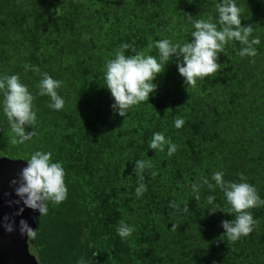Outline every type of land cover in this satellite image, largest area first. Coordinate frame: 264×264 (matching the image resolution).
<instances>
[{
	"label": "trees",
	"instance_id": "obj_1",
	"mask_svg": "<svg viewBox=\"0 0 264 264\" xmlns=\"http://www.w3.org/2000/svg\"><path fill=\"white\" fill-rule=\"evenodd\" d=\"M217 2L0 0V76L19 74L36 97L37 112L36 135L12 145L0 106V156L26 159L34 151H50L66 170V201L49 203L45 216L38 213L36 238L26 239L38 264H77L81 258L85 264H264V207L252 209L258 227L228 244L221 239V221L233 217L210 214L206 203L213 195L224 206L223 194L204 187L197 201L190 187L201 172L210 177L223 171L225 180L237 182L244 173L264 199V0H235L243 9L242 23L251 24L260 39L256 57L242 59L241 45L229 44L227 55H219V73L188 90L173 58L154 81L158 87L149 102L126 117L114 112L103 85L105 59L120 45L139 51L149 38L190 40L192 20H216ZM25 64L63 81L62 111L38 95L41 76L26 72ZM176 117L185 121L180 129ZM158 131L178 146L171 158L166 150L149 148ZM137 159L155 166L145 172L147 191L139 199ZM172 201L181 209L188 201L189 211L170 208ZM121 220L135 227L127 240L116 233Z\"/></svg>",
	"mask_w": 264,
	"mask_h": 264
},
{
	"label": "clouds",
	"instance_id": "obj_2",
	"mask_svg": "<svg viewBox=\"0 0 264 264\" xmlns=\"http://www.w3.org/2000/svg\"><path fill=\"white\" fill-rule=\"evenodd\" d=\"M217 19L211 15L207 18L192 20L193 30L190 40L184 42H173L164 38L152 40L145 49L137 51L134 45L124 43L116 48L111 58H106L103 66V85L110 91L114 100L112 109L122 117H126L129 110L138 107L141 103L149 102L150 94L156 92L157 84L154 83L157 76L165 70L166 64L175 58L178 72L184 80L188 89H195L198 81L205 78H214L221 70L218 62L219 55H227L226 48L229 44L239 43L241 47L237 51L240 58L256 57L258 51L256 45L260 44L258 36L253 35L251 24L242 23L243 9L237 6L235 0H218L215 5ZM189 15V19H191ZM87 38V37H86ZM132 54L126 55L128 50ZM153 49L156 55H152ZM255 63V60H251ZM25 71H33L41 76L38 81V95L48 96L50 102L48 107L55 111H62L65 100L58 93L63 81L54 79L49 73L41 72L35 65L25 64ZM0 106L11 129L10 143L22 145L36 135L37 112L35 110L36 97L29 90L28 85L21 82L19 74H3L0 76ZM185 121L182 117L174 118V126L180 129ZM31 127L32 131H27ZM149 148L155 153L167 152L171 158L178 150V146L171 138L166 137L163 132H154L149 142ZM25 160L26 166L22 167L17 177L10 181L14 185L17 197L11 203L23 204L33 211L39 212V217L48 213L49 203L58 206L68 197L66 183V170L62 162L53 161L50 151L37 150L30 154ZM151 160H134L133 172L137 176L138 186L135 188L137 199L141 198L147 191L143 182L145 172L154 169ZM151 177L155 178L158 172L152 170ZM223 171H215L210 177L201 172L197 182L190 185L192 197L200 200V191L206 187L210 191L219 190L223 194L224 206L216 202V197L209 195L206 203L210 206L208 211L215 214L217 211L229 214L233 219L221 221L224 232L221 239L228 244H234L243 237L249 236L258 227V220L254 218L252 209L264 207V199L259 195L255 185L248 182L244 173H239V181L225 180ZM21 207L16 215L24 211ZM169 207L177 211L188 212V201L181 204L170 202ZM0 227L11 233L17 230L13 217H0ZM175 229L176 225H172ZM18 231L27 240L36 238V230L32 228L27 220L19 221ZM135 231L121 220L116 226V233L121 240H127ZM77 264H85L81 258Z\"/></svg>",
	"mask_w": 264,
	"mask_h": 264
},
{
	"label": "water",
	"instance_id": "obj_3",
	"mask_svg": "<svg viewBox=\"0 0 264 264\" xmlns=\"http://www.w3.org/2000/svg\"><path fill=\"white\" fill-rule=\"evenodd\" d=\"M26 163L19 157L0 156V217H13L17 226V230L11 233L0 227V264H38L27 248V237L19 233L18 226L19 221L25 219L33 228L39 212L24 207L22 203L10 204V201L19 199L14 191L15 186L11 185L10 181L17 177ZM21 207H24V211L21 215H16Z\"/></svg>",
	"mask_w": 264,
	"mask_h": 264
}]
</instances>
